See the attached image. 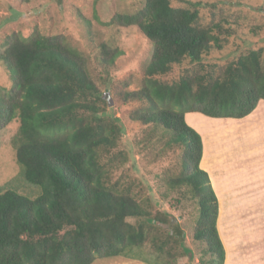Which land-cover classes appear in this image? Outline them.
<instances>
[{"label":"trees","instance_id":"16d2710c","mask_svg":"<svg viewBox=\"0 0 264 264\" xmlns=\"http://www.w3.org/2000/svg\"><path fill=\"white\" fill-rule=\"evenodd\" d=\"M175 1L142 0L139 11L115 15L109 22L136 26L153 44L142 89L123 97L146 105L133 115L140 127L134 154L124 142L125 124L107 113L85 59L65 37L38 30L28 37H7L2 59L12 86L0 92V131L18 119L12 139L16 160L23 179L41 194L31 199L10 189L0 192V264H95L129 256L147 243L157 261L168 250L173 257L170 243L184 240L180 223L152 211L132 155L136 162L143 155L145 165L171 159L168 172L157 180L194 203V241L205 243L204 254L210 256L200 264H225L219 201L201 168L203 139L185 116L250 115L264 101V56L261 49H251L222 75L164 81L187 60L201 65L215 49L222 51L228 43L222 37L237 32L222 24L203 27L201 3L177 8ZM119 55L104 50L101 57L110 64Z\"/></svg>","mask_w":264,"mask_h":264},{"label":"rangeland","instance_id":"374dc122","mask_svg":"<svg viewBox=\"0 0 264 264\" xmlns=\"http://www.w3.org/2000/svg\"><path fill=\"white\" fill-rule=\"evenodd\" d=\"M193 3H201V26L207 28L222 24L226 28H235L237 32L232 36L222 37L228 41L227 44L224 43L222 51L215 49L201 65H192L187 60L162 78L164 81L172 83L185 76L222 75L228 64L251 49H261L264 56V0H177L174 5L186 8ZM143 5L142 0H32L29 3L0 0V92L7 91L12 86L2 59L8 36L18 33L28 37L36 30L45 36L61 35L85 59L92 79L107 102V113L125 124L127 131L124 142L128 152L134 154L132 143L140 127L133 121V115L136 111L146 109V105L137 100L124 101L123 97L142 89L153 44L138 27L110 25L109 22L115 15L136 13ZM104 50H116L120 55L113 63L107 64L101 57ZM202 123L208 126V122ZM194 124L206 132L201 123ZM18 130L19 121L16 119L0 131V192L10 189L36 199L40 196L41 189L23 179L12 145V139ZM206 130L209 145L215 144V132L209 127ZM209 148V152H214V147ZM132 157L137 167L135 176L148 188L147 196L152 203V211L174 216L180 223L184 240L182 243H170L168 249L173 250V257L169 256L168 250L157 261L151 244L147 243L140 251L129 256L99 259L95 264H168L172 261L174 264H200L202 260L208 261L210 256L204 254L206 244L194 241L197 220L194 203L189 198H181L179 191L170 189L157 180L159 175L168 172L171 159L145 165L147 162L143 155L137 156L138 163L134 155ZM247 160L246 157L244 162ZM205 163L209 165L208 162ZM262 174L263 171L256 173L255 179L261 181L259 176L264 177ZM259 185L262 188L259 193L251 192L250 183L244 179L241 184L244 189L242 199H226L228 206L234 204L233 211H228L230 207L225 209L227 205L224 204L219 215L218 229L224 233L228 230L225 235L233 243L235 251V261L232 259L230 264H264V181ZM217 188L219 190L218 185ZM163 234L165 237L167 230H163Z\"/></svg>","mask_w":264,"mask_h":264},{"label":"crops","instance_id":"0c3cea01","mask_svg":"<svg viewBox=\"0 0 264 264\" xmlns=\"http://www.w3.org/2000/svg\"><path fill=\"white\" fill-rule=\"evenodd\" d=\"M185 119L187 124L202 136L204 152L201 168L208 173L211 179L219 201L220 213L226 204L225 200L229 197L233 200L242 199L244 189L241 184L244 179L250 183L251 192L259 193V190L262 189L259 183L264 181V177L259 176L261 180L259 181V179H255V175L259 171H263L262 175L264 176V101H260L257 108L242 119L219 118L213 120L214 118L200 113H188ZM203 121L208 122V126L202 123ZM195 122L201 123L206 132L198 129ZM206 127L215 132V144L209 145L210 139L208 140ZM210 146L215 148L214 152H209ZM246 157L248 162H244ZM205 162H208L209 165H206ZM245 173L247 174L244 175ZM222 199L224 203H222ZM233 205L231 203L225 209L228 210L230 207L228 211H233ZM227 232L219 230L226 250L225 264H230L231 260L235 259V251L232 248L233 243L225 235ZM232 251L234 252L232 253Z\"/></svg>","mask_w":264,"mask_h":264},{"label":"bare ground","instance_id":"6f19581e","mask_svg":"<svg viewBox=\"0 0 264 264\" xmlns=\"http://www.w3.org/2000/svg\"><path fill=\"white\" fill-rule=\"evenodd\" d=\"M208 165V164H207Z\"/></svg>","mask_w":264,"mask_h":264}]
</instances>
